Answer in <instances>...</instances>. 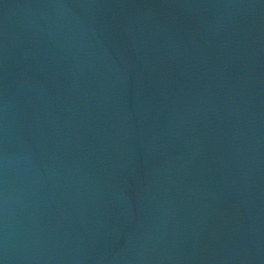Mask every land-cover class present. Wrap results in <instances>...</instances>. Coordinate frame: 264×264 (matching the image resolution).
I'll use <instances>...</instances> for the list:
<instances>
[{"label":"water","instance_id":"95a60500","mask_svg":"<svg viewBox=\"0 0 264 264\" xmlns=\"http://www.w3.org/2000/svg\"><path fill=\"white\" fill-rule=\"evenodd\" d=\"M0 264H264V0H0Z\"/></svg>","mask_w":264,"mask_h":264}]
</instances>
